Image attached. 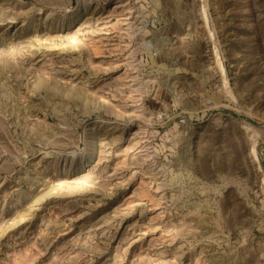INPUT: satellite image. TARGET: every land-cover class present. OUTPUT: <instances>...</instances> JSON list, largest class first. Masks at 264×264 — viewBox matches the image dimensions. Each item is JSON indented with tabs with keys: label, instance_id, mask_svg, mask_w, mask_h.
<instances>
[{
	"label": "rangeland",
	"instance_id": "rangeland-1",
	"mask_svg": "<svg viewBox=\"0 0 264 264\" xmlns=\"http://www.w3.org/2000/svg\"><path fill=\"white\" fill-rule=\"evenodd\" d=\"M263 182L264 0H0V264H264Z\"/></svg>",
	"mask_w": 264,
	"mask_h": 264
},
{
	"label": "bare ground",
	"instance_id": "bare-ground-1",
	"mask_svg": "<svg viewBox=\"0 0 264 264\" xmlns=\"http://www.w3.org/2000/svg\"><path fill=\"white\" fill-rule=\"evenodd\" d=\"M68 11V10H67ZM86 11H88V10H86ZM74 14V13H73ZM82 14H81V12H79V13H77V15L76 16H72L71 18H69V23H72V21H75L76 19H78L80 16H81ZM217 60L219 61L218 63H219V66H220V68L222 69V71L224 72V66H223V64H222V62H221V60H220V57H219V55L217 54ZM223 74V73H222ZM92 147H87L86 148V150H85V154H87V157L89 158L90 157V155H91V153H92ZM255 151V150H254ZM73 154H74V152H72ZM253 153V152H252ZM253 154H255L256 155V153H253ZM93 155V154H92ZM264 183V182H263Z\"/></svg>",
	"mask_w": 264,
	"mask_h": 264
}]
</instances>
